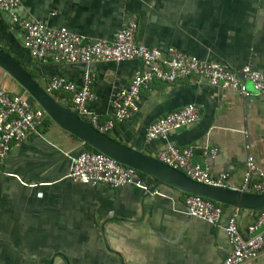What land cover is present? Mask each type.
I'll list each match as a JSON object with an SVG mask.
<instances>
[{"label":"crops","instance_id":"0c3cea01","mask_svg":"<svg viewBox=\"0 0 264 264\" xmlns=\"http://www.w3.org/2000/svg\"><path fill=\"white\" fill-rule=\"evenodd\" d=\"M16 14L107 42L134 21L136 45L161 55L173 48L231 71L248 66L264 74V0H18ZM21 43V30L0 11V50L44 91L51 77L78 87L84 72L92 74L93 100L87 109L99 124L113 121V95L135 71L145 70L138 60L42 64ZM0 88L37 107L1 70ZM47 94L71 111L66 93ZM191 102L199 112L196 123L169 132L166 140H145L148 124ZM40 134L0 161V264H219L228 253L223 226L232 208L221 205L218 225L210 226L187 217L185 194L165 185L153 188L155 181L140 179L137 172L143 190L73 182L67 178L71 159L89 148L46 116ZM104 134L153 159L165 145L191 148L193 163H202L203 152L215 149L205 164L211 177L226 175L229 190L239 187L247 157L264 175V98L245 103L237 93L197 85L192 78L150 82L140 90L132 115L113 121ZM255 218L253 212L237 210L243 237ZM242 264H264V250Z\"/></svg>","mask_w":264,"mask_h":264},{"label":"built area","instance_id":"2783aa9c","mask_svg":"<svg viewBox=\"0 0 264 264\" xmlns=\"http://www.w3.org/2000/svg\"><path fill=\"white\" fill-rule=\"evenodd\" d=\"M17 7L18 0H0V11L7 14L10 22L21 30L22 47L39 63L87 65L131 60L141 62L145 70L135 71L130 83L113 95L111 107L114 122H122L132 115L137 108L140 90L147 88L152 81L172 84L192 78L197 83L234 92L243 98H264V74L253 71L248 66L231 71L214 61H198L173 48L166 49L164 55H161L155 48L136 45L134 21L119 29L111 41H95L71 33L63 27L49 29L41 22L21 19L16 14ZM239 76L243 82H240ZM92 82L93 76L87 71L78 87L62 77H51L46 83L45 92L66 93L71 111L85 118L94 130L104 134L113 126V121L99 124L97 116L88 111L87 103L93 100ZM246 83L250 85V89ZM44 117L42 110L33 107L22 96L0 88V161L13 147L28 138H40ZM198 119V108L186 105L148 124L144 131L145 140H166L169 132L196 123ZM192 154L193 150L189 147L165 145L156 153L155 160L181 172L194 182L226 189V175L211 177L205 164V159L213 158L216 150H205L202 163H193ZM67 178L83 185L102 184L111 189L133 185L144 189L133 169L93 151L81 152L71 159ZM236 190L244 194L264 195V175L256 172L251 157L245 159L241 183ZM184 208L187 216L210 226L218 225L222 216L221 205L195 195H184ZM223 233L228 253L219 264H242L253 260L264 250V213L256 215L253 223L245 228L243 237L237 228V209H232L225 220Z\"/></svg>","mask_w":264,"mask_h":264},{"label":"water","instance_id":"95a60500","mask_svg":"<svg viewBox=\"0 0 264 264\" xmlns=\"http://www.w3.org/2000/svg\"><path fill=\"white\" fill-rule=\"evenodd\" d=\"M0 70L23 90L27 97L43 111L54 125L74 136L90 150L101 153L116 163L131 168L150 180H154L153 188L165 185L183 194L195 195L232 209L264 213V195L244 194L237 190L215 188L194 182L181 172L123 146L103 133L97 132L76 114L58 104L31 78L18 61L2 50H0ZM238 78L240 82H243L240 76ZM196 84L201 85L197 82ZM246 86L250 89L248 83H246ZM257 99L258 97L248 96L244 98V102L247 103ZM186 105L196 106L193 102Z\"/></svg>","mask_w":264,"mask_h":264},{"label":"trees","instance_id":"16d2710c","mask_svg":"<svg viewBox=\"0 0 264 264\" xmlns=\"http://www.w3.org/2000/svg\"><path fill=\"white\" fill-rule=\"evenodd\" d=\"M90 150V149H89ZM90 151H93V150H90ZM93 152H95V151H93ZM137 176H138V178H140V179H143V178H145V176L144 175H142V174H139V173H137ZM253 213H255V212H253ZM256 215L258 214V213H255Z\"/></svg>","mask_w":264,"mask_h":264},{"label":"rangeland","instance_id":"374dc122","mask_svg":"<svg viewBox=\"0 0 264 264\" xmlns=\"http://www.w3.org/2000/svg\"><path fill=\"white\" fill-rule=\"evenodd\" d=\"M29 98V97H28ZM29 100H30V98H29ZM31 101V100H30Z\"/></svg>","mask_w":264,"mask_h":264}]
</instances>
